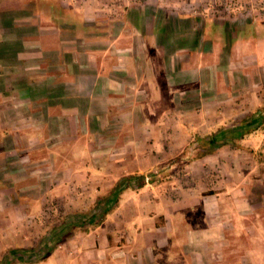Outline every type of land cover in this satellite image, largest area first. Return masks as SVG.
<instances>
[{"label":"crops","instance_id":"obj_1","mask_svg":"<svg viewBox=\"0 0 264 264\" xmlns=\"http://www.w3.org/2000/svg\"><path fill=\"white\" fill-rule=\"evenodd\" d=\"M195 2L59 3L88 31L109 21L118 36L99 48L117 58L103 69L88 53L43 96L48 157L0 175V264H219L228 236L256 226L244 220L264 207V133L246 115L264 116V50L250 52L264 43L238 35H263L264 11L183 12Z\"/></svg>","mask_w":264,"mask_h":264},{"label":"rangeland","instance_id":"obj_2","mask_svg":"<svg viewBox=\"0 0 264 264\" xmlns=\"http://www.w3.org/2000/svg\"><path fill=\"white\" fill-rule=\"evenodd\" d=\"M61 1L0 0V175L12 173H7V170L13 171L14 167L7 165L9 162L12 164L11 159L16 157L21 159L22 164L28 166L27 170L38 169L39 161L48 157L44 140L49 137L48 129L50 126H55V122L50 114L45 115L48 100L43 96L46 92L54 95L59 90H63L62 81L72 79L74 76L73 63H80L82 59L89 58L88 53H90L93 61L96 59L103 64L101 65L103 69H109L110 66L106 65L108 58H117L118 52L99 48V46H107L108 41H114L118 36L108 34L112 27L109 21L104 18L97 19L95 27L92 26L89 32L87 27L82 25L83 20L79 14L76 13L75 17L71 18L70 11H62L59 7ZM231 5L237 9L241 7V11H246L249 7L262 10L260 12L264 11V5L260 2L253 4L250 1L237 0H196L192 8L183 12L190 15L194 10L200 11L201 15L205 13L209 17H222L224 14L219 11L225 10L227 14ZM30 10L34 11V14ZM218 20L222 21V19ZM260 20L264 18L261 17L258 21ZM71 24L76 27L77 38L69 32L68 26ZM238 36L245 42L264 43L263 39H259L264 37V34L260 36L244 33ZM39 43L42 44L43 50L39 49ZM62 43L63 47H61ZM76 43L79 44V49H71ZM263 50L264 48H261L250 52L259 54L263 53ZM149 52L151 56L154 55L160 62L162 61L160 52ZM84 67L80 66L77 69L85 72ZM246 116L256 119L259 122V130L264 133L263 115L255 111ZM263 148L264 146L260 147L261 152H264ZM186 152L191 153L190 149L184 151ZM257 156L259 163H264V153ZM261 171L264 172V168ZM4 180L5 183L13 181L12 177ZM21 182L16 189L25 187L23 185L25 180ZM55 195L54 192L51 202L56 200ZM67 195L68 191L65 192V197ZM81 195H78L77 200L86 199L85 195ZM34 196L31 194L28 198L34 199ZM35 205L38 206V203L35 202ZM83 206L87 204L84 203ZM93 206L98 204L95 203ZM263 208H260L250 219L244 220L249 226L254 224L255 227L251 226L249 230L244 229L240 231L241 233L235 232L228 236L230 244L225 247L223 260L219 264H264ZM250 255L252 258L255 256L256 259L249 261Z\"/></svg>","mask_w":264,"mask_h":264},{"label":"trees","instance_id":"obj_3","mask_svg":"<svg viewBox=\"0 0 264 264\" xmlns=\"http://www.w3.org/2000/svg\"><path fill=\"white\" fill-rule=\"evenodd\" d=\"M209 147H210V146H209ZM209 147H208V149L210 150ZM146 183H147V181L145 180V177L137 176L136 189L142 188ZM120 185H121V182H118V183H117V188H119Z\"/></svg>","mask_w":264,"mask_h":264}]
</instances>
